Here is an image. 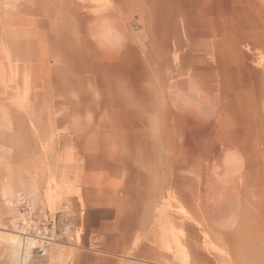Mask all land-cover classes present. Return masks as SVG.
<instances>
[{
	"label": "rangeland",
	"instance_id": "374dc122",
	"mask_svg": "<svg viewBox=\"0 0 264 264\" xmlns=\"http://www.w3.org/2000/svg\"><path fill=\"white\" fill-rule=\"evenodd\" d=\"M64 153L123 175L140 264H264V0H0V264L71 243Z\"/></svg>",
	"mask_w": 264,
	"mask_h": 264
},
{
	"label": "crops",
	"instance_id": "0c3cea01",
	"mask_svg": "<svg viewBox=\"0 0 264 264\" xmlns=\"http://www.w3.org/2000/svg\"><path fill=\"white\" fill-rule=\"evenodd\" d=\"M91 158L64 153L56 164L44 165L31 176L32 182L35 177L41 180L40 193L49 210L58 211L67 202L74 214L68 223L71 243L65 249L50 246L35 264H140L136 257L146 256V237L123 175L96 167ZM152 242L149 248L154 251L155 239Z\"/></svg>",
	"mask_w": 264,
	"mask_h": 264
},
{
	"label": "built area",
	"instance_id": "2783aa9c",
	"mask_svg": "<svg viewBox=\"0 0 264 264\" xmlns=\"http://www.w3.org/2000/svg\"><path fill=\"white\" fill-rule=\"evenodd\" d=\"M41 222H42L43 225L46 223V225L50 224L51 226H55L56 219H55V217H53V218H51V217H49V218L48 217H45L43 220H41ZM18 224L20 225L21 228H23L25 226V222H24V219L22 217L18 220ZM44 226L41 229H39V227H38V229H36L37 228L36 225L32 226V229L33 230L39 231V232L42 231V233H40V236H38L37 237L38 239H36V240L37 241L38 240L41 241L40 244L41 245L43 244V246H44L45 243H48V242L52 241L50 235L46 234V231H44L45 230V227Z\"/></svg>",
	"mask_w": 264,
	"mask_h": 264
},
{
	"label": "bare ground",
	"instance_id": "6f19581e",
	"mask_svg": "<svg viewBox=\"0 0 264 264\" xmlns=\"http://www.w3.org/2000/svg\"><path fill=\"white\" fill-rule=\"evenodd\" d=\"M29 239V238H28ZM31 241V240H30ZM30 241H28V244H26V245H23V246H25V249H24V254H28V250H29V248H30V246H31V242ZM21 252L23 253V251H22V249H21ZM21 254V253H20ZM24 254H22V255H24Z\"/></svg>",
	"mask_w": 264,
	"mask_h": 264
}]
</instances>
